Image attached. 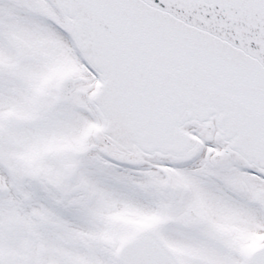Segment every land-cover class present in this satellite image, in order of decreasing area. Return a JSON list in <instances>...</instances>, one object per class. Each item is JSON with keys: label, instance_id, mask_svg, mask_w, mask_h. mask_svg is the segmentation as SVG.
<instances>
[{"label": "snow or ice", "instance_id": "snow-or-ice-1", "mask_svg": "<svg viewBox=\"0 0 264 264\" xmlns=\"http://www.w3.org/2000/svg\"><path fill=\"white\" fill-rule=\"evenodd\" d=\"M0 264H264V0H0Z\"/></svg>", "mask_w": 264, "mask_h": 264}]
</instances>
